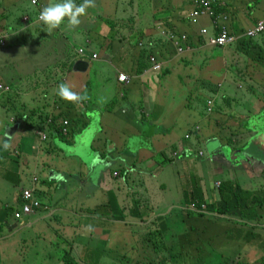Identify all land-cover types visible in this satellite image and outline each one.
<instances>
[{"label": "crops", "instance_id": "crops-1", "mask_svg": "<svg viewBox=\"0 0 264 264\" xmlns=\"http://www.w3.org/2000/svg\"><path fill=\"white\" fill-rule=\"evenodd\" d=\"M45 1L43 0L38 8H34L31 7L29 0H0V34L6 38V45L0 46V83L11 88L9 93H4L1 96L0 103L4 113L6 111L15 113L11 116L10 123L16 127L11 133H6L7 128H5L4 135L0 134V148L5 141L11 147V150L5 154L9 158L8 162L0 165V179L4 177L14 184L19 176L26 175L30 166L35 167V160L29 161L26 155L34 154V150L38 148L39 143L34 147L36 138L41 142L38 135L39 128L49 136L47 124L51 119L48 118H51L55 112H60L61 109L67 112L73 107H76L79 112L69 115L71 118L67 116L63 118L69 120L77 117L81 120L82 126L85 124L88 126L83 129L82 133H78L80 138L88 130L92 131L87 139L88 145L85 147V150L88 151V158L84 161L85 173H80L79 168L69 173L52 171L49 177V182H53L51 185L58 182L62 188L67 189L75 181L81 187L82 184H87L92 189L91 191L96 190L99 197H103L107 205L109 191L115 192L111 189L102 195L101 185L104 184L108 175L111 179L119 178L115 174L121 172L123 168H127L129 175L136 176L141 173L138 170H145L159 176L168 168L165 166L167 164L165 154L168 150H171L172 156L174 153L180 155L178 159L172 157V161H174L171 164L172 170L167 172L178 179V173L172 174L176 166L186 168L195 165L188 159V155L194 153V148L202 151L204 144L213 142L218 137L216 127L213 125V118L212 123L204 122L207 114L204 115L202 112L206 111V101L211 99L220 108H222V101L227 106L232 101L224 86L219 85V88H216V85H213V78L219 77L215 73L217 71L210 70L209 66H211V61L214 62L216 59L220 64L229 66V68H225L221 65V78L223 73H226L224 75L225 82L230 76L241 82L248 80L247 84H249L246 88L239 84V89L245 92L243 94L244 106L241 107L235 102L238 108L234 107V109L238 111L240 117L231 116L229 111H224V114L227 119L232 118V120L229 119L232 126L240 127L241 132H247L245 134H248L249 137L245 140L246 142L257 133L251 131L252 129H246V123L251 116L258 118L262 115L264 118V70L254 67V65L250 66L245 58L247 59L248 55L257 65L259 62L264 64V57L258 61V55L262 54L261 44H253L243 36L262 19L264 0L256 5L252 3L253 0H218L219 4L226 6L225 10L230 18L228 26L231 34L240 38L234 45L228 47L230 49H221L223 51L218 57L205 52V49H213V47L200 35L202 26L208 27L210 20H203L204 23L198 26L189 24L188 15L194 9V0H95L96 6L88 9L87 15L82 18V23L78 28L66 29L62 26L50 33L36 17L40 7L43 4L48 5L49 2ZM80 2L82 0H77V3ZM227 4H230L231 8ZM98 5L99 10L104 9L96 13ZM227 7H229L228 10ZM25 16H28L30 21L24 22ZM94 16L99 17V21H94L93 30L96 34L92 39L89 35L88 24L89 20L94 19ZM161 29L187 35L189 42L183 44V47H187L186 51L188 52L178 55L174 44L161 37ZM209 30L212 31V29ZM133 37L136 38L135 41L132 40ZM84 40H86L85 43H83ZM81 48H86L87 56H91L92 53L97 55V58L93 60L91 57L79 56L77 52ZM252 51H255V55L249 54ZM150 55H155L163 64L162 73L151 72L148 61ZM79 60L88 64L84 72L73 70L75 62ZM192 64L195 66L194 72L190 71L191 67L189 68ZM186 68L188 69L189 82H186V77L181 74V72L187 71ZM243 69L248 70L244 72ZM171 70L175 72L174 77L177 76L179 79L177 78L176 82L171 84H164V79L170 75ZM236 70L239 71V76H235ZM119 74H126L133 78L131 84L128 86L121 84L118 80ZM52 75L57 77L54 83L48 80ZM93 75H98L102 82H107L103 85L102 91L98 92L96 100L90 99ZM61 82L72 85L74 91L86 93L88 101L78 107L59 98L55 95L54 90ZM85 85L88 86V89H84ZM191 85L198 87L196 94L205 102V107H200L199 113L196 114L193 109L188 107L189 102H187V96L194 95V93H191L190 90L185 91V86L191 87ZM50 90L54 92L51 97L48 96ZM221 91L224 93L222 96H220ZM177 100L187 105L185 107L188 111L187 114L175 115L174 109L178 103ZM18 104L22 107V112L12 108ZM87 105L96 108L95 111L98 112L100 119L97 123L88 119L90 109ZM177 117L180 118L179 122H175ZM0 126L2 128L1 123ZM195 127L200 131L197 137L201 140L198 141L194 136L193 139L186 142V135L192 133L191 131ZM73 128L70 125L71 132ZM20 132L28 133V136L20 138ZM56 136L60 137V135ZM17 137L19 138L17 139ZM226 137L228 140L232 139ZM48 139L50 140L49 137ZM52 140L54 146L50 144L44 150L39 147V154L53 157L52 153L56 149L54 148L55 144H59L58 139ZM163 142H166L165 146L161 145ZM236 142L242 143L239 140ZM75 144L77 143L74 138V142L69 145ZM26 148L28 149L26 150ZM12 152L14 154H11ZM24 153L26 155L21 157V154ZM182 153L187 155L184 161L180 159L184 157ZM217 153L216 155H218ZM158 156L163 157V162L157 158ZM67 157L69 158V156ZM176 161L180 165L176 164ZM72 167L74 168V166ZM51 174L55 178L53 181L50 180ZM181 178L185 180L184 176ZM20 181L22 182L23 179L21 178ZM192 183H188L187 191L183 195V200L187 199L188 202L193 191L195 194L198 193L197 187ZM29 186L23 185V188L14 193L12 205L4 204L0 194V264H14L3 263L6 258L3 251L8 247V244L14 243L19 236L25 234L27 229L41 222H48L55 228L57 226L55 225L59 218L57 213L62 209L45 205L40 199L39 201L44 205L43 208L34 214L15 220V211L12 209H21V190L30 188ZM140 186L143 190L146 188ZM109 187L111 186H104V188ZM158 187L161 191L165 189L163 185H158ZM182 187L183 185L180 189ZM37 191H39L38 188ZM199 192H202L206 199L210 198L203 192V188L199 189ZM120 203L123 201L120 200ZM16 204H18L17 207ZM153 213L158 219L161 217L158 215L165 212ZM171 214L170 211L168 216ZM90 217L91 215L81 213L80 220H90ZM92 217L95 218L94 222L101 221L96 216ZM105 220L101 222L114 225L120 222L116 219L115 212L109 214L108 219ZM127 222L130 223L133 220ZM136 223L140 222L134 224ZM162 224L168 225L165 220ZM62 226V231L56 229L37 235L35 240L40 242L41 249L29 255L27 259H22V263L19 264H65L63 258L67 251L71 253L78 264H90L91 257L100 253L104 254L108 249L107 245L110 236H112L110 231H102L101 237L99 235L101 227L98 225L95 235H87L86 231L65 230L64 226L68 225ZM108 227L111 228L112 225ZM89 236L95 237V240L91 241L89 245L98 244L99 251H93L92 248L86 247L85 238ZM48 240L50 241L48 242ZM78 241H81L79 247L76 246ZM24 250L21 249L19 253L25 255ZM50 250H54L52 257L48 254ZM15 252L16 250L10 251L7 257L12 258ZM202 254L208 253L203 252L200 255ZM242 254L249 255L250 250L245 249ZM259 260H261L260 256L253 259L249 257L247 261L241 260L239 256L234 259V261H241L242 264L247 262L256 264ZM97 262H100L99 259ZM136 264L141 263L137 261Z\"/></svg>", "mask_w": 264, "mask_h": 264}, {"label": "rangeland", "instance_id": "rangeland-1", "mask_svg": "<svg viewBox=\"0 0 264 264\" xmlns=\"http://www.w3.org/2000/svg\"><path fill=\"white\" fill-rule=\"evenodd\" d=\"M31 5V4H30ZM31 7H34L31 5ZM104 8H102L103 10ZM102 10H99L98 8L95 10L96 13L101 12ZM165 11H167L165 9ZM94 19L89 20V35L93 39L95 36V31L93 30V24L94 21H99V17L94 16ZM202 24L204 21L201 22ZM135 37L132 38L133 41H135ZM261 39V40H260ZM138 41V40H137ZM86 40H84L83 43H85ZM254 44L260 43L262 47L261 55H258L259 59H263L264 57V34L257 36V39L253 41ZM230 49V48H225ZM223 50L221 48H213V49H205L206 53H210L211 56L218 57L222 53ZM251 55H255V51H252L249 53ZM247 59L245 58L246 62L253 66L255 61H253L252 58H250L248 55ZM221 65L225 66V68H229L227 64L219 63L216 59L214 62L211 61L210 70L217 71L215 72L216 75L219 78H213V85H216V88H219V85H222L225 87V89L230 94V98L232 102L238 103L239 106H244L243 103V94L245 93L244 90L239 89V84L243 87H247L249 84L248 80H243L242 82L238 79L231 78L230 76L227 77V82H225L226 77L224 78V75L226 73H223L222 75V69ZM192 68L190 71H195V66L192 64L189 66V68ZM183 70H185L183 68ZM182 70V71H183ZM187 71L181 72L177 70L178 72H181L183 76H185L186 82H189V75L187 74ZM248 70V69H246ZM245 69H243L244 72H246ZM176 71V72H177ZM235 73V76H239L240 73L238 70ZM74 72V71H73ZM219 73H221L219 75ZM175 72L171 70V73L169 76L165 77L164 84L168 83L171 84L172 82H176V79L179 77H174ZM56 76L52 75L48 78L49 81L54 83L56 80ZM70 81V78H69ZM92 81V95L90 99L96 100L98 99V92L102 91L103 85L107 82H102V79L99 78L98 75H93L91 77ZM221 83V84H220ZM107 86H109L107 84ZM84 89H88V86H84ZM221 89V87H220ZM190 90L191 93H194V95L187 96V102H189V108L193 109L196 113H199L200 107H205V102L202 98H199V96L196 94L198 87H194V85H191V87L185 86V91ZM87 92V91H86ZM54 94L53 90H50L48 93V96L51 97ZM224 93L221 91L220 96H222ZM264 97V96H263ZM178 101V100H177ZM182 107H180L179 106ZM221 105V104H220ZM89 107L88 112V119L93 120L96 123L100 120L98 116V112H96L95 107H91V105H87ZM247 107V105H245ZM187 105L182 104L180 101H178L177 105L175 106L174 112L175 115H184L187 114V110L185 109ZM13 109H17L19 112H22V107L18 105H15L12 107ZM26 109V108H25ZM229 106L227 107V104L222 101V108L216 109L215 114L214 112H211L210 115H206L204 122H211L212 118L220 120L221 127H223L222 130H224V133L232 138L233 140H239L243 143L246 142L245 140L249 137L248 134H245L247 132H241L240 127H235L230 124H225V114L223 112H228ZM232 109V107H231ZM57 110V109H56ZM55 110V111H56ZM241 110V108H240ZM0 123L2 124V128L0 126V134L3 136L5 133V128H7L6 133H11L12 129L15 127L14 124L10 123L11 116L14 115V112H5L2 110L1 103H0ZM76 107L71 108V110H68L66 114H77ZM238 112V111H237ZM202 113H207L205 110ZM219 113V115H217ZM17 114V113H16ZM70 117V116H69ZM81 121V120H80ZM180 118L177 117L175 119V122H179ZM94 123V124H96ZM246 129H255L258 131L259 134H261L264 131V119L262 115H260L258 118L250 119L247 123ZM13 125V126H9ZM82 124H78L76 126L77 133L75 136L81 131ZM93 126V125H92ZM193 130H197V128H193ZM212 130V129H211ZM211 130H208L209 132ZM92 131L88 130L86 133L82 135V139L80 136L78 137L77 144L70 146L67 142H64L61 139H58V144H55L56 148L54 152L52 153L53 157H48L46 154H39V147H42L44 150L45 148H48L50 144L54 146L53 140L50 139L49 141H39L37 138L34 140L35 144L34 147L39 143L38 148L34 150V154H21V157H24V155L27 156L29 161H34L36 163L35 167L30 166V170L26 171V175L23 177L19 176L18 179L12 184V182L8 181L4 177L0 179V194L2 196L4 204L12 205V196L14 193L18 192L22 186H29L31 183L30 188H34L39 191H37L36 197L39 198L45 205H49L51 207H57L61 208L62 210L57 213L59 215L58 223L56 228L52 227V225L48 222H41L36 224L34 227H31L26 230L25 234L22 236H19L18 239L14 243L8 244V247L4 249L3 253H5V257L3 260V263L9 262L14 264L22 263V259H27L29 255L32 253H35V251H38L41 249L39 247L40 242L35 240V237L39 235L40 233L44 232H52L54 230L62 231L63 226L62 225H68L64 226L65 230H74L75 232L80 231H86L87 235H95V231L88 232L86 230L87 224H91L96 229V226L98 225L100 228L99 235L102 237V231L108 232L112 236H110V240L107 245V250L104 252V254L100 253L98 255H95L94 257L90 258V264H136L137 261L141 264H163L161 263L164 259V256L166 252L156 253L153 249L152 244L149 243L151 237L148 234V229L146 228V224L136 223L135 224H129L124 222H119L118 224H109L104 223L101 221H106L105 219H108L109 213H108V207L106 205L105 200L102 196L99 197L96 190L91 191L92 189L87 186V184H82L81 186L77 185V182L75 181L73 184L69 185V187L66 189L62 188L58 182H55V184L51 185L53 182H49L50 172L52 171H59L63 173H69L73 170L79 168L80 173H85V163L84 161L88 158V151L85 150L86 145H88L87 139L90 137ZM21 134L20 138L22 136H25L26 138L28 136V133L20 132ZM261 137V136H259ZM19 137H17L18 139ZM221 138H217L216 140H213V142H208L203 145L204 156H200L199 149L194 148V157L189 155L188 159L192 162L191 167L182 168L180 166H176V168L172 171L173 173H178L179 178L177 179L175 176H172L171 174L167 172H171L170 169H165L161 175L156 176L148 171H140L139 175L133 176L129 175L127 179H119L121 177V172H117L115 176L119 178H113L108 175L105 178V182L103 185H101L102 195L107 193L109 190L113 189L116 191L117 196V203L119 206L116 207L115 211L116 213L121 215V210L125 208L124 213V219L129 221V214L134 206L136 200L140 197H142L145 204H151L155 207V212L162 213L158 216H167L170 211L172 212L171 215L165 218V223L168 224L169 227H171V231L173 234H177L179 239L182 240V245L184 246L185 250H189V253L192 255L199 256L201 253H212L210 254L211 258V264H214L213 256L219 257L216 261L219 263L222 261L223 263L227 264H242L241 261H234L240 253L245 249V247H239L234 242L227 239V241H224L222 228L225 229L229 225L227 224V221L224 218H219L218 220H215L213 222V219H207L210 222L203 221L200 223V221H195V217H192L191 219H187L190 221L191 226H196L198 228V231L196 233H192L189 230V224L182 223V217L184 214H186V209L188 207V200H183V195L187 191L188 183L195 182V183H201L203 192L206 193V195L213 197L218 195V189L216 186L217 181H224V180H233L236 184L239 186H244L246 189L255 191L254 188H251L253 184H250L251 179H253V182H259L264 177H253L257 175H261V172L259 171L262 165H259L256 161V163L252 164L250 167H247L248 162L245 161V159L241 156L238 157L237 160L229 161L227 160L224 162L225 155L232 154V152L235 150V147L231 146L225 147L227 150L226 152L221 150L226 145V139L223 135H221ZM227 138V137H226ZM3 139V138H2ZM1 140V138H0ZM261 144H264V140H259ZM22 143V142H21ZM247 143V142H246ZM69 146H68V145ZM242 144V143H239ZM250 144V143H247ZM161 145L165 146L166 142L161 143ZM28 148H26L27 150ZM252 149L259 153L258 146L252 145L249 150ZM11 150V147H9L8 150H5L2 147L0 148V165L1 163L8 162L9 158L5 156L9 151ZM25 150V151H26ZM219 150V151H218ZM218 152V153H217ZM213 153H217L218 155H213ZM11 154H14L12 152ZM54 154V155H53ZM196 155H198L201 158H196ZM261 156V154H259ZM69 156V158L67 157ZM44 157V158H43ZM172 152L171 150H168L167 154H165L166 159H171ZM212 157V158H211ZM161 162H163V157L158 156L157 157ZM222 158V159H221ZM226 158V157H225ZM158 161V160H157ZM184 161V160H183ZM73 162V163H72ZM160 162V161H158ZM178 162V161H177ZM180 165V163H177ZM108 165H110L107 162ZM245 165V167H244ZM74 166V168L72 167ZM260 166V167H259ZM264 167V166H263ZM245 169V170H243ZM262 171H264V168H262ZM259 172V173H258ZM15 174V173H14ZM17 175V174H15ZM182 176L185 177V180L181 178ZM23 181L21 182V178ZM34 178L38 179L37 182H34ZM33 180V182H32ZM188 182V183H187ZM76 185V186H75ZM145 186L144 190L141 188ZM158 185H163L165 187L164 190H160ZM181 185L183 187L180 189ZM104 186H111L109 188H104ZM249 187V188H247ZM42 188V190H41ZM116 188H120L123 190V193H119ZM148 188V189H147ZM22 192V190H21ZM123 201V203H120V200ZM40 201V202H41ZM16 207L18 204L15 205ZM150 206V205H149ZM170 206V207H169ZM186 207L185 210H182ZM81 213H84L86 215H91L90 220L89 219H81ZM9 214V212H8ZM166 214V215H164ZM92 216H96L98 219H101L99 222H94V219ZM210 218V217H209ZM154 219V218H153ZM152 219V220H153ZM159 223H163L161 219H157ZM138 222V221H135ZM129 224V225H126ZM232 224V223H230ZM109 228L108 226H111ZM222 226V228H221ZM186 229V231H185ZM108 234V233H107ZM109 235V234H108ZM226 236V235H225ZM100 239V237H98ZM198 239L199 243L195 244L194 241ZM95 240V237H87L85 238V244L86 247L92 248L93 251H99V245L96 244L95 246H90L89 243L91 241ZM211 241V244L208 241ZM50 240H48L49 242ZM96 242V241H95ZM155 242V239L152 237V243ZM76 246L79 247V244H81V241L76 242ZM192 244V246H190ZM102 245V244H101ZM100 245V246H101ZM201 245V246H200ZM60 247V245H58ZM102 247V246H101ZM106 247V246H105ZM203 247V248H201ZM10 249V250H8ZM21 249L24 250L25 255H21L19 252ZM37 249V250H36ZM115 249H117L115 251ZM14 256L12 258L7 257L10 251H15ZM19 250V251H18ZM215 250V251H214ZM54 250H50L48 254L50 257H52V253ZM108 251V252H107ZM107 252V254H106ZM18 253V254H16ZM221 253V254H220ZM222 253H224L222 255ZM97 254V253H96ZM209 256V257H210ZM2 257H4L2 255ZM55 257V256H54ZM53 257V258H54ZM241 260H246V257H239ZM99 259V263L97 262ZM165 264V263H164Z\"/></svg>", "mask_w": 264, "mask_h": 264}, {"label": "trees", "instance_id": "trees-1", "mask_svg": "<svg viewBox=\"0 0 264 264\" xmlns=\"http://www.w3.org/2000/svg\"><path fill=\"white\" fill-rule=\"evenodd\" d=\"M260 1L261 0H253L252 3L256 5V4H259ZM229 5L230 4H227V6ZM229 7H227V10L229 9ZM108 23H110V21H108ZM248 39L250 40V42H253L252 38H248ZM243 43H246V41H243ZM92 55L93 54L91 53V56ZM258 61H261V59H259ZM253 65L254 67L256 66L264 70V66H263L264 64L263 63L261 64V62L257 63V65L254 63ZM212 101L213 100L211 99H208L206 101V112H207L206 114L207 115L208 114L210 115L211 112H214L213 114H215L216 109L220 108V106L216 105L215 102L213 101V105L211 109H209V106L207 105L209 104V102H212ZM229 104H230L229 105L230 109H228L229 111L228 113H230L231 116L233 117H236V116L240 117L238 115L237 110L234 109V107L238 108L235 105V103L231 101V103ZM217 115H219V113ZM66 116L69 117V114L67 115L66 111L64 112L61 109L60 112L57 111L51 116V118L50 117L48 118V119H51L50 123L47 124V128H48L47 133L49 134L48 137L50 139H54V138L61 139L64 142H67L68 144H71L72 142H74V138H75V142L77 143L78 137H76L75 134L77 133L78 130L75 126L81 123V121L77 117L69 119L68 121H70V125L74 127L73 131L69 132L67 136H63L61 135L60 129L62 127L61 125L63 122L62 118L63 117L66 118ZM225 117H226V120L224 123L227 125L230 124L231 123L230 120H232V118H229L230 119L229 120L227 119L226 115ZM250 119H253V117L251 116ZM85 125L81 126L80 128L81 131H79V133H82L83 129L88 127ZM213 125L216 127V130L218 132L217 138L222 139L221 135L225 137L226 139L225 147L227 146L230 149L232 148L231 146L235 147V150L232 152V154L226 155L227 160L229 161H232L235 159L237 160L238 157L242 156L245 159V161L248 162L249 167L252 164L256 163V161L257 163L259 162L258 163L259 165L264 164V144H261L259 142L261 138H264V131L259 135H255L254 137L249 138L247 143H250V144H247L246 142L244 143L242 142V144H239L241 142H236V141H233L232 139L228 140L226 138L227 135L224 133V130H222L223 127H221L220 120L214 119ZM39 129L41 131V128ZM191 132L192 133L187 134V136L185 137L186 142L193 139L194 136L196 137L198 141L201 140L199 137H197L200 133L199 130H192ZM56 135H60V137L58 138ZM252 145L258 146L259 153H257L256 151L252 149L249 150V148ZM225 147L221 148V150L226 152L227 150L225 149ZM259 154H261V156ZM190 155L194 157V153H190ZM213 155H216V154L213 153ZM173 162L174 161L167 159V164L165 165L166 167H168L167 169L172 170L171 164H173ZM263 166L264 165H262L261 168H258L260 169L259 171L261 172V175H257L253 177H264V171H262V168H264ZM128 171L129 169L123 168L121 170V178L126 179L129 175ZM192 184H194L197 187L198 193L195 194L194 191L191 193V198L189 200L188 206H190L191 204L197 203L198 210L193 211V210L188 209V207L187 209L186 208L182 209V210L186 209L185 210L186 214H184V216L182 217V223L189 224L190 226L189 230L192 233L193 232L196 233L198 231V228L196 226L194 227L191 226L190 225L191 222L188 221L187 219H191L192 217H195L196 218L195 221L198 222L200 221L199 219H201L200 223H202L203 221H205L206 223L207 221L210 222L207 219H213V222H215V220H218L219 218L221 219L224 218L227 221V224L229 223V225L225 227V229H223L221 226L222 231H224L222 235L224 238V241L226 242L227 239H229L230 241L234 242L237 246L245 247V249L250 250L249 255H243L242 253H240L239 257H246V261H247L249 257L253 259V258H257L260 256L261 260L257 261L256 264H264V179L256 183H254L253 179H251L250 184H253L251 188H254L255 191L246 189V187L244 186H239L233 180H230V179L220 181V185L217 188L219 192L218 195L214 196V198L210 197L209 199H206L203 193L199 192V189L201 190L202 188L201 186L202 184L200 182L199 183L193 182ZM117 191L119 193H123V190L120 188H118ZM35 193L37 195L38 193L37 190H35ZM115 193L116 191L115 192L109 191V194H108L109 201L107 204L108 213L111 215V213L115 212L117 220H120V222L128 223L127 220L124 219L125 208L121 210V215L116 213L115 211L116 207L119 206L117 203H115V201H117V196ZM37 199L39 200V198ZM142 200H144L142 197L138 198L134 206L132 207L130 214H129V219L133 220V222H130V223L133 225L135 221H138L141 224H146V228L149 230L148 234L151 237L149 243L152 244L154 251L156 253H161L164 251L166 252L164 259L162 260L161 258V263L163 264L164 263L165 264H200V263L211 264L210 254L212 253L202 254L200 255V257H198V256H194L191 253H189V250H185L184 246L182 245V240L179 239L177 234H173V232L171 231V227H169L168 225L166 226L165 224L159 223L157 221L155 213H153L155 212L154 207L149 206L148 204H145L144 202H142ZM203 205H205V207L207 208L206 212L201 211L202 210L201 208ZM12 211H14V209H12ZM166 217H168V215L161 216L158 219H161L163 221L165 220ZM129 224H126V225H129ZM152 237L155 239V242L153 243H152ZM199 242H198V239L194 241L195 244ZM208 242L211 244L210 240ZM245 249L243 250V252L245 251ZM223 254L224 253H222V255ZM217 259H219V257L213 256L214 264H227V262L223 263L222 261L218 263L216 261ZM63 260L65 264H78L74 260V258L72 257L69 251L65 253ZM246 264H249V263L247 262Z\"/></svg>", "mask_w": 264, "mask_h": 264}, {"label": "clouds", "instance_id": "clouds-1", "mask_svg": "<svg viewBox=\"0 0 264 264\" xmlns=\"http://www.w3.org/2000/svg\"><path fill=\"white\" fill-rule=\"evenodd\" d=\"M202 1L203 0H194L193 1L194 9L189 13L188 21H189V24L191 26H198V25H201V22L203 20H206V19L210 20V25L208 27L207 26L206 27L202 26V28L200 30V35L202 37H204L206 42L209 44L210 39L214 38L219 33L218 28L222 25V23L224 21L222 19V17H227V20H226V22H224V25L227 26L228 30H229L228 24H229L230 18H229V15L227 14V12L225 10V8H226L225 4H219L218 0H214V2L211 4V12H212V14H211V12H208L203 7ZM45 2H49V3H48L47 6H45L43 4V6L40 7V10L36 14V17H37V20L39 22L43 23L46 26V31L49 32V33L52 32L53 30L60 29L62 26L64 28H66V29H76V28H78L81 25V23H82V18L87 15L88 9L94 8L96 6L95 5V0H82V2H80V3H77V0H46ZM29 3L31 4L30 0H29ZM34 8H38V7L34 6ZM195 12H198L199 15L196 16V17H193ZM194 19L196 20V22H194ZM23 21L24 22H28V21H30V18L28 16H25L23 18ZM191 26H189V28L192 29ZM209 29H212V31H210ZM203 30H207V33L203 34L202 33ZM213 30H214V33H213ZM229 32H230V30H229ZM230 34H231V32H230ZM263 34L264 33H262L261 35H263ZM160 35H161L162 38L166 39L168 42L171 41L174 44V47H175V42L171 38V36H174L177 40L181 39L182 36H185L187 38V40L184 41V42L180 41V43H181L180 45H181L182 48H184L183 44H186V43L189 42L188 36L185 35V34H177L175 32H169V31L167 32V31L161 29ZM243 38H247V37L243 36ZM255 38H257V37H255ZM255 38H252V39H255ZM239 39L240 38L238 37V40ZM234 44H232V45H234ZM5 45H6V38L2 34H0V46L4 47ZM232 45H230V46H232ZM211 47L224 49V48H227L229 46H227V47H214V46H211ZM175 49H176V47H175ZM80 50H83V53H81ZM186 50H187V47L184 48V52L182 54H179L177 49H176V52H177L178 55H184L185 53L188 52ZM86 52H87L86 48H81V49H79V52H77V54L79 56L81 55V57H90V55L87 56ZM94 55L95 54H93L91 56V59H93V60L96 59V58H94ZM152 57H154L156 59V61L159 64H161L162 68H161V70L158 73H162L163 64L158 60V58L155 55H150L149 56L150 70H152V64H151V61H150V59ZM79 61H82V60H79ZM151 72H153V71H151ZM153 73H155V72H153ZM0 84H2V83H0ZM10 91H11V88H10ZM9 92H6V93H9ZM54 92H55V95H57L62 100L66 101L68 103H71V104H73L75 106H78V107L80 105L84 104L85 102H87L88 99H89L88 95L86 93H80V92L74 91L72 85H70L67 82H61L60 84H58V86L54 90ZM3 94L4 93H2V94L0 93V100H1V96ZM64 120L65 119L63 118L62 121H64ZM48 123H50V121ZM62 124H63V122H62ZM69 126H70V122H69ZM69 131L71 132L70 129H69ZM251 131H256L257 132L256 134H254V136L255 135H259L257 130L252 129ZM257 138H258V136H257ZM9 147H10V144L7 141H5L4 144H3V148L5 150H8ZM199 153H200L201 157L204 156V152L200 151ZM182 154H184V153H182ZM185 156L187 157V155L184 154V157H182L180 159L184 160L186 158ZM172 157L174 159H178L180 157V155L178 153H174ZM172 157H171V159H168V160H172ZM201 157L196 155L197 159L201 158ZM216 184H220V182L216 183ZM216 187L218 188L219 186H216ZM21 206H22V200H21ZM197 208H198L197 207V203L196 204H191L190 206H188V209L193 210V211L198 210ZM201 209H202L201 210L202 212H206L207 211V208L205 207V205H203ZM18 210H14V211H18ZM15 220H20V219H16L15 218ZM86 230L88 232H92V231H95V228H94L93 225L89 224V225L86 226Z\"/></svg>", "mask_w": 264, "mask_h": 264}, {"label": "built area", "instance_id": "built-area-1", "mask_svg": "<svg viewBox=\"0 0 264 264\" xmlns=\"http://www.w3.org/2000/svg\"><path fill=\"white\" fill-rule=\"evenodd\" d=\"M30 2L33 6L39 7L41 5L42 0H30ZM213 2H214V0H203L202 5L208 12H211V4ZM211 14H212V12H211ZM198 15H199V13L195 12L193 17H196ZM222 19L224 21H223L222 25L218 28V31H219L218 35L215 36L214 38H211L209 41V44L211 46L227 47V46H230V45L236 43V41L238 40V37L230 34L227 26L224 25V22H226L227 17H222ZM194 22H196L195 19H194ZM202 33L206 34L207 30H203ZM262 33H264V16L260 21H258L256 26L253 29L249 30L244 36L247 38H255V37L261 35ZM171 38L175 42V47H176L178 53L182 54L184 52V48L181 47L180 41L184 42L187 40V38L185 36H182L181 39H178V40L174 36H171ZM80 52L83 53V50H80ZM94 58H97V55H94ZM150 61L152 64V70L151 71L158 73L162 68L161 64H159L154 57H152L150 59ZM132 79L133 78H131L130 76H128L126 74H120L119 78H118L119 82L125 86H128L129 84H131ZM9 91H10V88L8 86L0 84V93L1 94L9 92ZM212 105H213V102H209V104H208L209 109H211ZM209 111H211V110H209ZM69 129H70L69 122L67 120H64L62 127L60 129L61 135L67 136V134L70 132ZM38 135H39L42 142L48 140V135L46 133L40 131V130L38 132ZM37 180L38 179L34 178V182H37ZM217 185L219 186L220 184H217ZM35 190L36 189H34V188H26V189L22 190V192H21V200H22L21 209L14 212V217L16 219H21L23 216L34 214L39 209L44 207L41 204V202L36 198Z\"/></svg>", "mask_w": 264, "mask_h": 264}, {"label": "water", "instance_id": "water-1", "mask_svg": "<svg viewBox=\"0 0 264 264\" xmlns=\"http://www.w3.org/2000/svg\"><path fill=\"white\" fill-rule=\"evenodd\" d=\"M87 67H88V64H87L86 62H84V61H78V62L75 63L73 70L76 71V72H84V70H85ZM15 129H16V127H14V128L12 129V131L15 130ZM263 140H264V138H261V141H263ZM54 174H55V173H54ZM51 175H52V177L50 178V180H51V181L55 180V178L53 177V174H51ZM55 176L59 177V176L56 175V174H55Z\"/></svg>", "mask_w": 264, "mask_h": 264}, {"label": "flooded vegetation", "instance_id": "flooded-vegetation-1", "mask_svg": "<svg viewBox=\"0 0 264 264\" xmlns=\"http://www.w3.org/2000/svg\"><path fill=\"white\" fill-rule=\"evenodd\" d=\"M225 157H226V155H225ZM224 157V162H226L227 161V159ZM236 160V159H235ZM233 161V160H232ZM247 167H249L248 165H246ZM244 167H245V165H244Z\"/></svg>", "mask_w": 264, "mask_h": 264}]
</instances>
